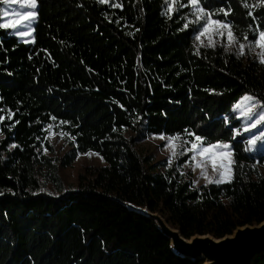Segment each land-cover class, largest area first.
Returning <instances> with one entry per match:
<instances>
[{"label":"trees","instance_id":"trees-1","mask_svg":"<svg viewBox=\"0 0 264 264\" xmlns=\"http://www.w3.org/2000/svg\"><path fill=\"white\" fill-rule=\"evenodd\" d=\"M116 1L123 7L37 0L32 43L0 28V264L203 263L177 254L157 223L132 206L168 212L186 238H222L264 221V176L257 169L264 153L247 152L246 136L235 135L241 121L233 110L246 94L264 104V63L245 62L224 44L197 54L192 8L179 7L187 0H176L168 15L171 1ZM202 4L212 19L231 23L245 47L264 30L262 0ZM218 9L230 10L225 16ZM54 123L72 147L59 163L41 153ZM185 129L205 145L231 143L230 181L197 186L184 170L191 153L169 167L136 147L150 135L194 140ZM88 152L106 163L88 183L59 195L45 190L51 181L59 192V167ZM253 264H264V255Z\"/></svg>","mask_w":264,"mask_h":264},{"label":"rangeland","instance_id":"rangeland-1","mask_svg":"<svg viewBox=\"0 0 264 264\" xmlns=\"http://www.w3.org/2000/svg\"><path fill=\"white\" fill-rule=\"evenodd\" d=\"M171 1V0H168ZM2 2V23L8 22L11 17L10 16H4L3 12L5 10L11 11V9L15 8L18 10L20 9V5L18 3H10V4H4L3 0ZM116 0H109L107 4L116 3ZM36 11V9L34 10ZM37 18V17H36ZM192 19H196V17L193 15V9H192ZM36 23V20L33 22V28ZM204 23L203 20H201V24ZM197 27L199 28L200 25L197 24ZM12 34L16 35V31L13 29H7ZM231 31L230 28H221L218 25H212L209 30V34L212 36V40L214 44H224L229 50L235 52L239 57L243 58L245 62H247L248 58L250 60H257L260 61V53L261 48L256 47L255 51H252L248 46L244 49V54L240 55V49L238 47V41L236 40L234 34H233V40L230 42L228 39V32ZM223 32V35H220L218 33ZM232 32V31H231ZM205 34L200 37V40L196 39V36L199 35V32L197 31L195 39L197 46L203 47L204 44L208 43V35ZM17 36V35H16ZM34 36V31L29 36L20 37L18 36L23 42L25 43H32V37ZM203 42V43H201ZM241 99L238 101L240 102ZM236 102L233 106V110L235 111L237 118L241 121V129L240 134H243L246 136V150L248 153L254 154V153H264V144H261L260 141H257L255 144H249L248 141L252 139V135H259L261 131H264V127L261 125H257L256 129H250L249 131H245V127L251 123V121H248L246 117L241 115V110L237 109L235 105L238 103ZM263 104V103H262ZM259 107V106H258ZM255 119V117H254ZM47 136L46 141H41V153L43 155H46L52 159H55L57 163L68 155L71 152V140L69 137L64 135L61 126L59 124H51V128L49 126L46 127ZM134 135L133 133H131ZM161 135H150L147 138L143 140H138L136 143V147L138 151L143 154L150 156L153 159L154 163H160V162H166L167 165L169 161H171V164L175 162L178 159H181L183 157H186L189 153L190 155V161L185 164L184 170L191 173V176L194 180L195 185H203L208 184L206 178L202 173L205 169L201 167H197L195 162L191 160V157L196 155V152L194 151H188V149L191 147V144H187L182 138L179 137V139L173 141L176 145L175 148H173L167 137L168 135H163L165 139L160 138ZM2 136H0L1 139ZM47 142V143H46ZM231 144V143H230ZM46 149V151H45ZM173 151L176 152V156L173 157L172 153ZM219 152L220 149H217ZM91 153V154H89ZM183 153V154H182ZM231 158L233 160V151L231 149ZM197 159L200 160L203 163H206V171L208 176H215L216 178L220 177L221 172H226L225 169L220 168L219 165L221 162L227 163L228 159L226 155H219L216 157V171H214L211 161H207L205 157L197 156ZM106 163L101 158L100 155H96L95 152H88L79 154L77 159L74 163H72L70 166L66 167H59V175L62 180V189L58 192L57 187L51 182L45 181V190L52 193V194H60L62 190L68 191V190H76L80 187V185L88 183L93 177L92 172L96 168H100L104 166ZM258 171L261 173L262 176H264V163L258 164L257 166ZM160 171H162V168H159ZM227 175L232 178L233 170L231 165V171L227 172ZM228 180H225V182ZM214 183V182H213ZM223 183V182H222ZM165 219L169 218V213L165 211V215L163 214ZM169 220V219H168Z\"/></svg>","mask_w":264,"mask_h":264},{"label":"snow or ice","instance_id":"snow-or-ice-1","mask_svg":"<svg viewBox=\"0 0 264 264\" xmlns=\"http://www.w3.org/2000/svg\"><path fill=\"white\" fill-rule=\"evenodd\" d=\"M109 0H99V3L105 4L108 3ZM4 4H10V3H18L20 5V9H11V11L5 10L3 12L4 16H10L11 19L8 22L0 23V28L3 29H13L16 31V35L20 37H25L31 35V33L34 31L33 28V22L36 20L37 13L34 11L37 9V0H3ZM166 3H168V0H166ZM176 3V0H171V3L168 4V10L166 11V15H168L172 10L173 4ZM262 3H264V0H262ZM113 7H119L122 8L123 5L120 3H114L112 4ZM191 7L193 9V15L196 17L195 23L200 25L199 28L194 29L195 31L199 32V35L196 36L197 40H200V37L205 34H209L210 27L212 25H218L221 28H230L231 23H222L220 19H212L211 15L212 12L209 9H206L205 6L202 4V0H187V3H180L179 7L180 8H185V7ZM245 8H248L249 5L245 3L243 5ZM256 7H260L261 4L258 3L255 5ZM230 10V9H229ZM225 9H218L217 11L223 12L224 15H228V11ZM251 15V12L249 13ZM169 18L170 15H169ZM201 20L204 21V23L201 24ZM189 24L185 23L183 25V28H188ZM183 30V29H182ZM139 31V29H137ZM132 33H129L131 35ZM220 35H223V32L218 33ZM228 39L231 42L233 40V34L231 31L228 32ZM32 40L34 42L35 37H32ZM244 40L248 41V37L245 35ZM27 42V41H25ZM203 43V42H201ZM204 47H215V44L213 43L212 36L209 34L208 35V43L203 45ZM247 46L252 50L255 51V48L258 46L261 48V53L260 55V60L261 63H264V30L259 31L258 33V39L256 38V35L254 34L253 40L248 41ZM238 47L240 49L239 54L243 55L244 54V49H245V44L244 43H239L238 42ZM197 54H199V46H197ZM259 106V107H258ZM123 107V105H121ZM235 107L239 110H241V115L246 117L248 121H251L246 127L245 131H249L250 129H256L257 125H261L264 127V104L260 100H258L255 96L252 95H245L241 98V101L238 102ZM0 112H3V109H0ZM15 113H12L11 110H8V119H11L12 116H14ZM255 117V119H254ZM5 117L3 115H0V123L3 122ZM52 119H55V117H52ZM15 123H19V121H15ZM61 123H67L66 121H61ZM15 124H12L10 127H14ZM49 128H51V125H49ZM115 131V129H113ZM235 135L240 134V129L236 128L234 129ZM185 133L190 136V137H195L194 140H189L187 143L191 144V147L188 149V151H194L196 152V155L191 157V160L195 162L197 167H201L204 170L202 175L205 176L206 180L208 183H216L220 184L222 182H225V180L230 181L231 177L227 175V172L231 171V165L235 163L234 160L231 158V149L232 145L228 142L224 141H217L215 143L208 142L207 145H205L204 140L205 138L201 135H196L195 132H189L187 129H185ZM3 135L2 130H0V136ZM67 135V134H64ZM180 134H176V136H169L167 137L170 145L175 148L176 145L172 143L173 141L179 139ZM161 139H165L163 135L160 136ZM235 136H233V139ZM72 139H75V137H72ZM257 141H260L261 144H264V131H261L259 135H252V139L248 141L249 144H255ZM18 145L16 144H11L9 147L10 148H15ZM217 149H220L218 152ZM46 151V149H45ZM91 154V153H89ZM183 154V153H182ZM96 155H99V153H96ZM173 157L176 156V152L173 151L172 153ZM219 155H226L228 162L223 163L221 162L219 167L223 168L226 170V172H221L220 177L216 178L215 176H208L207 171H206V163L201 162L200 160L197 159V156L200 157H205L207 161H211L212 166L214 171H216V157ZM102 158V157H101ZM169 167H171V161L168 162ZM8 191H11L9 189ZM3 192H0V195H3Z\"/></svg>","mask_w":264,"mask_h":264},{"label":"water","instance_id":"water-1","mask_svg":"<svg viewBox=\"0 0 264 264\" xmlns=\"http://www.w3.org/2000/svg\"><path fill=\"white\" fill-rule=\"evenodd\" d=\"M132 207L152 218L170 239L173 250L186 259L202 260V264H253L256 258L264 255V221L238 227L222 238L209 234L186 238L178 228L166 223L162 213Z\"/></svg>","mask_w":264,"mask_h":264},{"label":"bare ground","instance_id":"bare-ground-1","mask_svg":"<svg viewBox=\"0 0 264 264\" xmlns=\"http://www.w3.org/2000/svg\"><path fill=\"white\" fill-rule=\"evenodd\" d=\"M163 215V214H162ZM164 217V216H163ZM164 219H165V217H164ZM165 221H166V223L170 226V227H173V228H176L174 225H172L171 223H170V221L168 220V219H165Z\"/></svg>","mask_w":264,"mask_h":264}]
</instances>
